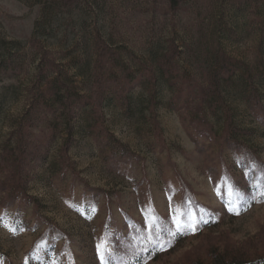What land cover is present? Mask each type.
<instances>
[{"label":"rangeland","instance_id":"374dc122","mask_svg":"<svg viewBox=\"0 0 264 264\" xmlns=\"http://www.w3.org/2000/svg\"><path fill=\"white\" fill-rule=\"evenodd\" d=\"M262 18L264 0H184L176 10L168 0H0V162L13 158L5 148L31 153L19 152L25 194L0 187V264L264 256ZM101 40L111 49L103 73L135 87L119 98L111 84L96 114ZM172 41L176 87L159 71L152 84L144 65L156 67ZM220 51L239 66L221 86L227 113L210 101L197 111ZM177 90L197 99L179 109ZM202 113L206 122L195 120ZM227 119L242 149L226 139ZM177 220L184 234L173 237ZM155 239L174 243L142 262ZM105 242L112 254L102 262Z\"/></svg>","mask_w":264,"mask_h":264},{"label":"trees","instance_id":"16d2710c","mask_svg":"<svg viewBox=\"0 0 264 264\" xmlns=\"http://www.w3.org/2000/svg\"><path fill=\"white\" fill-rule=\"evenodd\" d=\"M74 0H67V3H72ZM184 0H168V3L170 7L173 10H176L180 7ZM262 28H261V41L264 42V18H262ZM37 41V42H36ZM33 43H39L38 40H33ZM35 45V44H34ZM111 49L107 46V43H105L103 40L99 42V54H98V60H97V67L96 69L98 72H95L93 81L91 84V90H90V98H89V104L93 107V110L96 114H101L102 109L104 107V104L107 99L108 91L111 89V84L116 83L118 87L117 91V96L120 97H125L128 93H130L134 87L135 84H132L130 81V78L126 77L123 80H116V79H111L108 75L103 73L104 67L106 65V60L105 57L107 55V52H109ZM180 50L178 45L172 41L168 50L161 56L158 57L156 61V67L153 65H144V70H145V76L147 80L155 84L158 80V75L157 71H159L163 77L170 79L171 83L173 84V87H176L177 80L176 76L179 72V66L177 64V57L179 56ZM47 61L46 63L50 64L51 66H55V62L50 60L46 55L44 56V59H42V62L44 64V61ZM239 69L238 66V60L230 57L226 52L220 51L217 53L216 56V65L215 68H213L212 73L207 77L205 86L198 85L199 86V96L200 99H197L195 96L192 98L191 95L189 96H184L182 95L181 92L175 91L173 98L171 99V103L174 106L175 104L177 105L176 107L179 109H184L183 107L188 108L190 107V102L193 100L197 99V105H196V110L201 111V106L204 104V102L210 101L211 103H214L216 105H221L222 109L227 113V106L225 105L223 96H222V90L221 86L223 81H229L236 73V71ZM252 97L250 98V107L252 109H256L257 106H253V101L255 100L256 103H259V100H257L258 92L257 90H254L252 92ZM184 97V103L185 106H181L178 104L180 103V99ZM187 104V105H186ZM195 115V114H194ZM195 120H199L200 122H206L204 113L202 114H196L195 115ZM227 132H226V139L233 143L236 147L239 146L238 149H242L240 146L242 143L241 140L237 139L235 136L237 129L234 126V123L232 119H227ZM155 128L157 129V125H155ZM25 145L19 146L17 149H12V148H5V154L6 156L10 157L12 156L13 158L10 159L9 163V168L8 167H3V163L6 162L5 159H3L0 162V174L1 171L7 170V174L5 175L4 179H0V187L2 188L3 192L5 191H12L16 192L19 191L20 194H25L21 188L20 184V178L21 177V169H20V154L19 152L21 151L22 153H25L27 159L30 157V155L26 154V148L24 147ZM235 147V148H236ZM34 160H37L38 158H32ZM3 168V169H2ZM22 189V190H21ZM165 246L163 249L160 248H155L153 250H148L146 251L142 258L141 261L145 262L147 260H154L155 256L163 251L170 250L172 248V245L174 241L172 239H166L165 241ZM170 242V246H168V243ZM198 264H264V256H259L254 259H248L245 257V255L242 253H237L235 255H231L228 253H220V252H215L209 262H198Z\"/></svg>","mask_w":264,"mask_h":264},{"label":"snow or ice","instance_id":"6c2138e0","mask_svg":"<svg viewBox=\"0 0 264 264\" xmlns=\"http://www.w3.org/2000/svg\"><path fill=\"white\" fill-rule=\"evenodd\" d=\"M189 228H191L192 231H195V225L192 224V225H188ZM13 231H15V229H12ZM184 232L181 231V222L179 220H177V232L175 233H169V235L171 236H176V235H183ZM150 243L152 244L153 248H160V249H163V247L165 246V242H161L160 240L158 239H155V240H152L150 241ZM168 243V246H170V242H167ZM98 248V251L101 252V255H100V258H101V261H105L107 257H110L111 256V250L109 249L108 245H107V242H105L103 245H98L97 246ZM71 264H74V260L71 262Z\"/></svg>","mask_w":264,"mask_h":264}]
</instances>
